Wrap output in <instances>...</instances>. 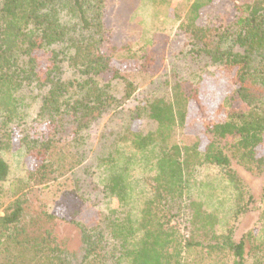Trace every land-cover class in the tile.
<instances>
[{"label":"trees","instance_id":"trees-1","mask_svg":"<svg viewBox=\"0 0 264 264\" xmlns=\"http://www.w3.org/2000/svg\"><path fill=\"white\" fill-rule=\"evenodd\" d=\"M216 1L191 4L188 17L178 26L184 39L179 54L223 66L231 76L232 94L249 111L231 113L219 121H203L200 133L187 132L188 106L198 101V94L194 90L185 96L178 82L165 96L150 97L136 107L133 120L144 117L155 124V129L146 133L137 128L125 131L126 141L134 150H156L149 197L134 214L129 207L132 193L128 167L115 170L114 154L103 157L101 165L108 169L103 191L117 201L118 208L97 214L91 225L82 227L92 241L88 238L81 264H186L187 253L195 247L218 253L224 248L230 264L247 263L250 232L241 233L235 240L218 235L217 216L190 193L192 173L197 167L229 166V158L219 146L228 138L235 139L243 163L258 169L264 165V111L260 107L264 99V0H226L233 3L234 14L224 24L203 18ZM96 7L100 11L95 8L89 15L86 0H0V207L4 206L0 215V264H68L58 245L31 237L20 228L23 199L17 192L21 181L12 183L8 190L3 188L9 165L2 153L23 148L25 156L35 153L44 161L53 146L51 138L33 137L24 126L20 93L39 82L36 51L50 53L40 81L47 90L40 111L44 123L52 121L49 117L61 112L63 106V112L71 116L82 111L83 119L111 104L113 97L95 77L105 72L116 77L119 71L111 63L115 54L127 46L112 44L102 50L106 33L103 6ZM58 8L73 17V34L79 29H94L98 39L88 42L73 38L63 49L53 48L66 33L59 23ZM64 69L76 70L81 76L77 82L80 97L70 103L60 102L68 95V88L75 86L73 81L63 80ZM16 132L18 144L14 146ZM36 172L45 176L40 168Z\"/></svg>","mask_w":264,"mask_h":264},{"label":"rangeland","instance_id":"rangeland-1","mask_svg":"<svg viewBox=\"0 0 264 264\" xmlns=\"http://www.w3.org/2000/svg\"><path fill=\"white\" fill-rule=\"evenodd\" d=\"M86 1L89 15L95 8L100 11L96 5L103 6L106 33L102 50L106 51L112 44L127 46L115 54L111 63L119 71L118 77L110 72L95 77L98 85L113 97L111 104L83 119L82 111L71 116L63 112V106L61 112L49 117L52 121L44 123L40 111L47 90L40 81L50 53L36 51L39 82L20 93L24 126L33 137L51 138L53 146L44 155V161L35 153L25 156L23 148L2 153L9 165L3 188L8 190L12 183L21 181L17 192L23 199L20 228L31 237L58 245L68 264H81L84 260L89 236L82 227L91 225L97 214L118 208L117 201L103 191L108 176V169L101 165L103 157L114 154L115 170L128 167L132 193L129 207L134 214L149 197L156 150L154 147L141 152L134 150L126 141L128 131L125 132L132 128L141 133L155 129V124L144 117L132 119L136 107L144 100L165 96L174 82H178L185 96L196 90L198 101L188 106L185 121L186 131L190 133H200L203 121H219L228 114L249 111L232 94L231 76L223 66L179 54L184 39L178 33V26L188 17L192 3L206 0H105L104 4L98 3L99 0ZM58 9L59 23L66 33L53 48L63 49L73 38L88 42L98 39L94 29L89 32L79 29L73 34L76 30L73 17L65 15V9ZM208 12L204 19L227 23L234 14L233 3L217 0ZM62 78L75 84L68 88V95L60 98L61 103H70L80 97L77 82L81 76L76 70L64 69ZM260 107L264 111V99ZM176 132L179 139L180 130ZM17 139L16 132L14 146ZM219 146L229 158V166L226 169L207 164L197 167L191 177V196L217 216L218 235L235 240L241 233L250 232L251 249L246 264H264V165L258 169L243 163L234 138L221 141ZM42 164L46 167L41 168ZM38 168L45 171V176L36 172ZM3 210L1 206L0 215ZM227 254L224 248L218 253L195 247L187 253L186 264H230Z\"/></svg>","mask_w":264,"mask_h":264}]
</instances>
